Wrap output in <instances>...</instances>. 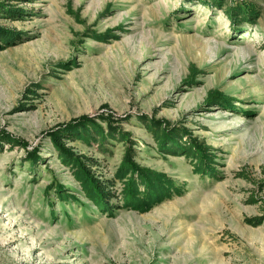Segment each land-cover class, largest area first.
I'll use <instances>...</instances> for the list:
<instances>
[{
  "label": "rangeland",
  "instance_id": "rangeland-1",
  "mask_svg": "<svg viewBox=\"0 0 264 264\" xmlns=\"http://www.w3.org/2000/svg\"><path fill=\"white\" fill-rule=\"evenodd\" d=\"M237 6L248 17L232 22L225 10ZM2 8L22 13L0 12V27L17 36L0 50V264H264V0L219 9L0 0ZM83 122L130 135L134 162L181 196L142 213L94 209L51 141ZM146 122L171 143L179 134L209 148L212 177L160 151ZM66 146L96 160L103 180L127 155L115 141L104 153ZM54 188L76 198L63 204Z\"/></svg>",
  "mask_w": 264,
  "mask_h": 264
},
{
  "label": "trees",
  "instance_id": "trees-1",
  "mask_svg": "<svg viewBox=\"0 0 264 264\" xmlns=\"http://www.w3.org/2000/svg\"><path fill=\"white\" fill-rule=\"evenodd\" d=\"M198 2L203 6L217 7L218 9L224 6V0H198ZM228 10L225 11L232 22L237 21L238 18L244 20L248 17V14L240 6ZM0 12L10 13L11 16L15 15L12 13H22V10H15L11 13L8 8H2ZM11 33L0 27V50L13 43V39H16L17 36ZM144 127L151 138L156 141L160 151L165 149V152L181 154L192 162L193 171L196 174L212 177L210 173L213 169L215 156L206 152L209 148L190 145L180 139L179 134H175L174 138L176 137V139L171 143L165 140L162 129L150 126L147 122ZM51 141L54 149H56L57 159L68 169L71 177L78 185L81 196L88 200L94 209L108 216L121 209L146 212L173 196H181L182 194L183 188H180L164 174L139 167L134 162V152L131 149L132 145L135 144H133L131 136L124 132L120 133L111 127L105 130L95 122H83L70 132L60 131L59 134H54ZM72 141H78L87 146L97 145V149L101 153L105 152L107 143L115 141L127 148V155L123 157L114 171L111 180L99 179L93 170L95 166H98V162L93 158L77 154L69 146H66L68 142ZM4 142L9 145L13 144V141L9 139L4 140ZM26 163L30 169L36 164L31 160ZM239 177L244 180L247 179L244 174H239ZM116 183L120 184L118 192L117 190L114 191ZM260 184L264 185V182ZM54 195L57 201L63 204L74 201L75 197L60 188H54ZM252 202L256 203V200H252ZM246 223L256 226L260 222L252 218Z\"/></svg>",
  "mask_w": 264,
  "mask_h": 264
}]
</instances>
